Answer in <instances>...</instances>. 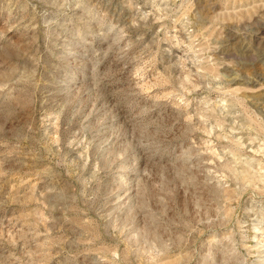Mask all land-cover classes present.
Listing matches in <instances>:
<instances>
[{"label": "rangeland", "instance_id": "obj_1", "mask_svg": "<svg viewBox=\"0 0 264 264\" xmlns=\"http://www.w3.org/2000/svg\"><path fill=\"white\" fill-rule=\"evenodd\" d=\"M0 264H264V0H0Z\"/></svg>", "mask_w": 264, "mask_h": 264}]
</instances>
